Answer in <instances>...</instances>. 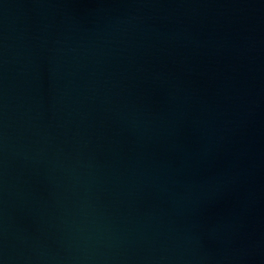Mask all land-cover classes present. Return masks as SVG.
<instances>
[{
	"label": "water",
	"instance_id": "obj_1",
	"mask_svg": "<svg viewBox=\"0 0 264 264\" xmlns=\"http://www.w3.org/2000/svg\"><path fill=\"white\" fill-rule=\"evenodd\" d=\"M0 264H264V0H0Z\"/></svg>",
	"mask_w": 264,
	"mask_h": 264
}]
</instances>
